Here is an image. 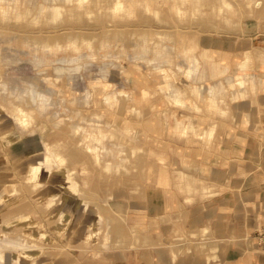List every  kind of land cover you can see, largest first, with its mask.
Returning a JSON list of instances; mask_svg holds the SVG:
<instances>
[{"label":"rangeland","instance_id":"374dc122","mask_svg":"<svg viewBox=\"0 0 264 264\" xmlns=\"http://www.w3.org/2000/svg\"><path fill=\"white\" fill-rule=\"evenodd\" d=\"M120 1L124 8L116 11V0L82 6L77 0H0V239L29 246L26 252L0 248L2 264H14L13 254L25 264H111L108 257L120 263L139 242L124 212L152 180L167 112L188 110L169 94L178 89L187 96L192 86L224 82L223 75L189 78L188 57L243 62L207 48L251 32V22L259 28L254 45L264 55V40L257 37L264 32V0H226L233 7L222 13L217 9L225 0L199 6L196 0ZM255 59L264 63L258 54ZM263 71L251 75L264 80ZM246 79L234 98L247 87L264 92L254 78ZM107 96L118 101L108 103ZM230 96L223 99L230 102ZM18 106L35 116L31 126L14 120ZM113 130L122 150L110 139L98 142ZM46 154L50 165L42 160ZM61 167L69 183L78 184L77 194L64 188Z\"/></svg>","mask_w":264,"mask_h":264},{"label":"crops","instance_id":"0c3cea01","mask_svg":"<svg viewBox=\"0 0 264 264\" xmlns=\"http://www.w3.org/2000/svg\"><path fill=\"white\" fill-rule=\"evenodd\" d=\"M249 24L251 32L207 48L243 62H220L201 75L189 66L186 70L197 82L226 70L224 82L192 86L187 96L178 89L169 94L188 110L170 107L167 112L168 129L159 131L152 180L141 200L124 212L138 245L124 251L120 263L108 257L111 264H264V239L258 234L264 230V92L247 87L243 95L233 96L241 76L249 75L257 88H264L251 75L264 70L255 59L264 55L253 41L259 28ZM226 94L230 102L223 99Z\"/></svg>","mask_w":264,"mask_h":264},{"label":"bare ground","instance_id":"6f19581e","mask_svg":"<svg viewBox=\"0 0 264 264\" xmlns=\"http://www.w3.org/2000/svg\"><path fill=\"white\" fill-rule=\"evenodd\" d=\"M79 2V4H81V6L87 2L88 0H77ZM185 1V0H183ZM201 1L202 0H196V3L199 5H201ZM245 3H251L252 0H244ZM262 2H257L256 3V6H259V4H261ZM263 5H264V1H263ZM196 7L195 9V12L196 13H201V10L199 7ZM232 4L228 1H222L221 3V6L217 9V13H222L224 9H232ZM124 6L122 4V2L120 0H116L115 2V10L118 11V10H123ZM264 9V8H262ZM175 10H176V13H180V8L179 7H175ZM155 15L158 16V11H154ZM73 46H75L74 48H76L77 50V43L76 41H73ZM89 46H90V43H89ZM91 47V46H90ZM189 59V67L190 69H192L193 73L195 74H198V75H201L206 68H209V69H215L218 65H219V62H215L213 57L211 58L210 56L206 55V54H201L199 57L195 56V55H191V57H188ZM218 73H220L221 75L226 73V70H222L220 72H216L215 74V77H217ZM248 78V76H241L240 78V82L241 84H243L244 80ZM257 83L262 87L264 86V80H262L261 78L257 81ZM258 85V86H259ZM31 86H34L33 84H31ZM31 91L33 92L32 93V97H36L38 99L39 102L43 103L44 101V97L41 95V93H38L36 92L32 87H31ZM96 89V88H95ZM20 90V89H18ZM16 91V90H15ZM23 91V90H22ZM26 91V90H25ZM50 91V90H49ZM28 92V91H27ZM51 92V91H50ZM17 93V92H16ZM22 93V92H21ZM20 93V94H21ZM15 94V93H14ZM19 94V95H20ZM26 94V92H25ZM208 94L209 95H213V91L209 90L208 91ZM21 96V95H20ZM22 97V96H21ZM117 97V96H116ZM116 97H110V96H107L106 97V102L110 103L111 101L115 102V101H118V99ZM20 98V97H19ZM24 98V97H23ZM86 100V99H85ZM124 100V99H123ZM20 101H22L20 99ZM24 101V100H23ZM127 101V100H126ZM14 103V102H13ZM18 103V101H17ZM23 103V102H22ZM21 106V105H20ZM15 107L14 108V111H13V118L14 120L18 123V125H20L21 127H29L30 124H32L31 122H33L35 118L34 116V119H33V116H32V113L31 112H28L26 110H24L22 107ZM24 106V105H23ZM116 106V105H115ZM125 108V107H124ZM36 110V109H35ZM33 110V111H35ZM39 110V109H38ZM40 111V110H39ZM129 113V112H128ZM34 114V113H33ZM59 114V113H58ZM57 115V114H56ZM55 115V116H56ZM5 116V115H4ZM11 118V117H10ZM8 118V119H10ZM13 122V121H12ZM16 124V123H15ZM31 126V125H30ZM6 127V126H5ZM97 127H101V126H97ZM117 129V127L115 126V130ZM113 130L110 132L109 135H104L103 136H100L102 138H99L98 142L99 143H102V141L104 139H110L111 141H114L112 146L113 148H119L120 150H122L123 147L120 146V144H118L117 142H115V139L117 137V134H116V131ZM183 130L184 132L187 130V128L183 127ZM202 134V133H201ZM92 148H94L96 151H98V147L97 146H92ZM138 150L136 149V152H134V156L138 153L137 152ZM119 154V152H117ZM120 155V154H119ZM42 160L44 161V163H49L52 164V158L46 154L44 156H42ZM63 160L62 157H60V161ZM47 165V164H46ZM58 171H63L61 174H60V177L63 181L66 182V184L64 185V188L68 191H70L71 193L73 194H77L78 191H80V189H78V184L77 183H69V182H72L70 180V177L67 175V172L65 171L64 168H59ZM59 177V178H60ZM75 184V185H74ZM4 246H8V247H11L13 250H16V251H23V252H26L25 250H28L29 246L24 243V242H21V241H18V240H5V239H0V248L2 250V247ZM0 250V251H1ZM13 257L15 258V262L14 264H25L24 261L17 256V254H13ZM2 261H3V255H2V251L0 252V264H2Z\"/></svg>","mask_w":264,"mask_h":264},{"label":"built area","instance_id":"2783aa9c","mask_svg":"<svg viewBox=\"0 0 264 264\" xmlns=\"http://www.w3.org/2000/svg\"><path fill=\"white\" fill-rule=\"evenodd\" d=\"M257 37H260L262 40H264V32H261L257 35ZM259 236L261 237V240L264 239V230L259 231Z\"/></svg>","mask_w":264,"mask_h":264}]
</instances>
